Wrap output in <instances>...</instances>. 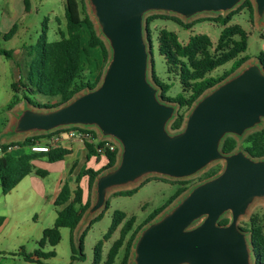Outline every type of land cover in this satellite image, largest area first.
<instances>
[{
	"label": "water",
	"instance_id": "95a60500",
	"mask_svg": "<svg viewBox=\"0 0 264 264\" xmlns=\"http://www.w3.org/2000/svg\"><path fill=\"white\" fill-rule=\"evenodd\" d=\"M87 1L108 43L99 83L56 107L32 108L25 103L6 135L82 126L117 142V162L96 177L95 200L78 229L102 210L111 189L151 174L183 179L224 160L216 175L192 186L140 229L131 250L132 264H254V247L238 220L256 198L264 197V159L239 148L227 153L220 145L226 135L241 138L264 118V68L260 63L241 66L203 93L187 112L182 128L170 132L167 126L177 108L160 97V89L148 78L150 46L144 38L148 12L188 19L230 11L241 0ZM254 3L259 22L264 0ZM226 213L229 221L219 223Z\"/></svg>",
	"mask_w": 264,
	"mask_h": 264
},
{
	"label": "trees",
	"instance_id": "16d2710c",
	"mask_svg": "<svg viewBox=\"0 0 264 264\" xmlns=\"http://www.w3.org/2000/svg\"><path fill=\"white\" fill-rule=\"evenodd\" d=\"M25 9L29 6V0H23ZM241 8L247 7L250 16L253 17V4L250 0H244ZM235 9L225 15L208 16L198 19L217 22L221 25L220 34L216 43L205 33L190 35L186 42L179 40L178 35L165 27L157 29L156 43L157 51L163 57L166 65V73L178 81L181 92L175 96H165L171 84L163 82L154 73L151 64V78L153 83L160 89V97L168 102L175 103L178 108L176 115L170 121L168 129L177 132L184 124L186 114L195 101L206 91L227 78L231 73L238 70L249 59L244 53L247 48L249 31L237 23H230ZM65 29H58V39L48 42L45 30L37 40V57L26 69L24 77L20 76L18 82H12L11 88L18 92V84L23 88V97L27 103L37 108H52L69 101L72 97L86 89H92L100 81L99 73L93 81H90L83 73L81 66L82 37L84 29L88 32L87 43L90 47L99 49L102 60L106 63L109 56L105 42L98 36L94 24L90 19L84 0H64ZM155 19H170L185 29H189L194 22H183L179 17L163 13H153L144 17V29L146 37L150 41V23ZM44 29V28H43ZM17 25L14 23L7 32H1L0 39L8 40L14 36ZM151 46V45H150ZM0 54L6 58H12L10 51L0 46ZM258 62L264 68V52L256 56ZM151 61V60H150ZM230 63V66L222 74H213L218 68ZM30 95H41L44 99H55V102L39 103L31 100L25 92ZM15 98V97H14ZM17 101H11L7 106L12 108ZM55 131L26 136L22 141L1 144L0 150V187L3 194L8 193L25 175L34 172L38 176H45L46 170L34 168L32 160L45 159L48 162L58 161L64 158L70 151L62 147H53L47 152H32L29 146L42 138L51 136ZM93 138L96 137L92 131ZM18 145L27 147L29 150L21 155H13L8 151L9 146ZM87 150L86 160L95 156L99 160L100 155L96 153L90 142H84ZM237 148L242 149L247 155L255 159H264V126L247 133L240 142L232 136L226 135L220 145L224 152H233ZM118 151L105 154V164L100 168L82 166L75 177V188L72 191L65 181L57 194L54 205L56 206V218L52 226L43 229L41 237L37 241L38 247L30 253L23 250L18 252L23 260L41 263L42 259L55 256L54 250L43 251L46 246L54 247L61 239V228L70 231L71 259H84L83 237L86 228L94 221L100 220L104 210L109 205L107 199L102 210L96 214L86 225L81 233L76 236L75 230L82 219L83 214L90 206V192L96 177L108 168L115 166ZM219 170L212 169L205 175V179L218 173ZM87 179V198L84 200L83 189L80 180ZM186 180H178L179 186L175 189L167 201L153 210L145 220L134 226L135 216H127L124 211L113 212L111 224L104 233L103 239L98 240L93 247L94 258L92 264L100 263V253L104 240L119 227L118 237L109 247L106 259L102 264H112L119 250L123 247V255L120 264H128L133 243L140 229L158 216L169 204L189 189ZM136 188L117 190L113 194H132ZM229 218L222 217L219 223L225 224ZM242 228V227H241ZM251 244L254 247V264H264V213L253 214L249 217L246 227Z\"/></svg>",
	"mask_w": 264,
	"mask_h": 264
},
{
	"label": "rangeland",
	"instance_id": "374dc122",
	"mask_svg": "<svg viewBox=\"0 0 264 264\" xmlns=\"http://www.w3.org/2000/svg\"><path fill=\"white\" fill-rule=\"evenodd\" d=\"M253 4V8L255 6L254 0H250ZM31 2V10L26 12L22 17H19V12H17V7L14 9L11 6V3L7 5L6 3L0 2V30L4 33L7 32L13 23H17L19 32L14 35L12 38L8 40L0 39V46L11 52L12 58H6L2 54H0V132L3 127L6 125L9 120L8 111L10 108H5V104H8L13 100L17 101V103L21 100H26L23 97V88L18 84V92H14L11 88L12 82H18L20 76L24 77L26 73V69L29 65L32 64L33 58L37 57V51L39 48L37 44V40L45 30L46 40L48 42L54 41L58 39L57 29L59 27L58 22L60 21L61 29H65V17H64V0H30ZM86 4L87 13L92 20L95 30L98 36L105 42L108 47V43L102 34L99 31V27L90 10V4L87 0H84ZM244 0H241L239 4H237L233 9H235V13L232 15L230 23H237L249 31L248 40H247V48L245 50V54L248 56V60L244 63L242 67L247 66L250 63H259L256 59V56L259 52H264V41L261 37V33H264V21L263 23H259L255 20V11L253 10V17L250 16L249 10L247 7L241 8V3ZM10 10L12 18H9V14L7 10ZM232 9V10H233ZM24 10V6H23ZM231 11V10H230ZM229 11L226 12H216V13H199L191 18H183L176 14L166 13L162 11H151L145 14V16L153 13H163L168 15H174L179 17L183 22H194V24L189 28L185 29L176 22L170 19H155L153 20L150 27V35L151 40L149 41L146 37V32L144 31V38L148 46H150V55L148 61V78L151 83H153L151 78V64L153 67V71L155 75L162 80L163 82L170 83L171 86L168 91L165 92V96H175L181 92V87L177 80L174 79L173 76L166 73V65L163 57L157 51V43H156V33L157 29L160 27H165L168 30L174 31L180 41L186 42L188 37L193 34L205 33L207 34L213 43H216L218 36L220 34L221 25L217 22L201 20L200 18L208 17V16H216V15H225ZM264 19V15H263ZM44 28V29H43ZM82 37V52H81V66L83 69V73L86 77L93 81L94 78L99 74L103 73L106 63L102 60L101 53L98 48L90 47L87 43L88 32L84 29ZM151 60V61H150ZM230 66V63L225 64L224 66L218 68L213 74H222L225 70H227ZM154 84V83H153ZM157 87V86H156ZM158 88V87H157ZM159 89V88H158ZM160 91V90H159ZM25 92V91H24ZM26 95L33 101L44 103V102H55V99H44L41 95H30L25 92ZM15 97V98H14ZM7 104V105H8ZM26 104L32 108L33 105H30L26 102ZM178 108L175 103H171ZM264 126V118L261 123L255 126L252 129L246 131V133L240 138L234 136L238 142L242 140V138L252 130L259 129ZM168 127V126H167ZM170 131V130H169ZM171 132V131H170ZM230 135V134H229ZM233 136V135H232ZM24 153L29 149L26 147H22ZM238 149V148H237ZM224 166V160L219 159L209 163L206 167L198 171L197 173L183 178V179H171L163 176L157 175H146L141 180L130 184L128 186L118 187L115 189H111L108 192L107 199L109 200L108 207L104 210L103 216L100 220L92 222L87 228L86 226L81 229L75 230V235L78 236L81 231L86 228L85 234L83 237V253L84 259L82 260H72L71 259V250H70V242L69 236L70 231L68 228H61V239L58 244L54 247L46 246L43 251L54 250L55 257H51L48 259H42L41 263L37 262H28L23 260L20 256L16 258H12L9 255H4L6 258L0 257V264H92L94 258L93 247L94 244L98 240L103 239L104 233L108 230L113 212L115 210L124 211L127 216L134 215L136 220L134 225L141 224L145 218L153 212L154 209L162 206L167 199L172 195L175 189L179 186L178 180H186L189 186V189L203 181L205 175L209 173L212 169L221 170ZM218 171V172H219ZM129 188H136V190L130 195L124 194H113V192L117 190H125ZM188 192V190L186 191ZM181 194L177 199H175L171 204H169L157 217H160L164 212H166L170 206L174 205L180 198H182L185 194ZM1 193V190H0ZM95 200V189L92 188L90 192V202L93 203ZM35 213L38 216H43L42 210L36 208L34 209ZM100 212V211H98ZM32 210L26 208L22 214V222L19 224V228H17L16 234L20 233L18 239L22 240L21 247H23V251L26 253L32 252L33 249L38 247L37 238H39L40 229L42 226L50 227L47 220V213L45 212L44 218L36 221L33 218ZM263 214L264 213V197L256 198L250 205L247 210L245 216H242L238 220V225L242 228L246 227L248 223L249 217L253 214ZM156 217V218H157ZM224 217H230L229 213L224 214ZM45 219V221H42ZM119 227L113 232V239L104 240L105 244L102 247L100 253V264L104 262L106 259V254L111 246L114 238L118 237ZM112 235V234H111ZM249 236V235H248ZM0 246L8 247L10 246L9 241H0ZM1 250V249H0ZM18 250V249H17ZM4 254V253H2ZM123 255V250H119L118 254L114 258L112 264H120L121 258Z\"/></svg>",
	"mask_w": 264,
	"mask_h": 264
},
{
	"label": "crops",
	"instance_id": "0c3cea01",
	"mask_svg": "<svg viewBox=\"0 0 264 264\" xmlns=\"http://www.w3.org/2000/svg\"><path fill=\"white\" fill-rule=\"evenodd\" d=\"M0 2L6 3L7 5L11 3L13 9L17 7V12H19V17H22L26 12H29L31 10L30 0L27 10L25 9L23 0H0ZM23 6H24V10H23ZM7 12L9 14L8 17L13 19L12 18L13 14L11 13V11L8 9ZM263 21L264 19L259 21V23H263ZM58 24H59L58 29H61L60 21L58 22ZM18 32L19 30L17 26V30L14 35H16ZM260 35L264 41V33H261ZM8 102L5 104L6 106L5 108H7ZM25 103L26 102H24V100H21L18 103H16L12 108L7 110L9 120L7 121L6 125L3 127L2 131L0 132V145L9 144L11 142L22 141L26 136H32L37 134V133H27V134L10 135V136L6 135V133L10 131L13 125L15 114L17 113L18 110H20L24 106ZM45 139L46 138H42L39 140V142H43L45 141ZM59 146L62 148H66L70 151L66 156H64L63 159L54 162H48L45 159H40V158L32 160V164L34 168L43 169L47 171V174L45 176H38L34 172H31L25 175L8 193L3 194L1 191L0 241L3 240L9 241L10 246L9 248L0 246L1 249L0 257L6 258L4 256L6 254L11 256L12 258H16L19 256L17 255V253L23 250V247H21L22 240L18 239L17 237L20 235V233L16 234V232H17V228H19V224L22 222V214L26 208L31 209L32 214L35 213L34 209L36 208H38L39 210L41 209L42 213L44 214L46 212L47 213L46 221H48L47 223L52 226L56 218V210H57L56 206L54 205V200L57 194L59 193L62 184L65 181H67L71 190L73 191L75 188V177L82 166L92 167L94 169H97L100 168L102 165H104L106 162L105 157L102 156H100L99 160L97 161L95 160V156H92L89 160H86L87 150L84 144L76 139H69L64 137L63 140L60 142V144H58V147ZM9 148L10 149H8V151H10L13 155L18 156L24 153L22 147L16 144L13 146H9ZM0 155H1V150H0ZM80 186L83 189V196L85 200L88 194L86 177H83L80 180ZM43 216L42 217L38 216L37 213H35L33 215V218L36 221H38L39 219L41 220V218H44ZM42 221H45V219H43ZM88 223H86L84 227ZM43 229H45V226H42L41 229L39 230L40 231V234L38 236L39 238L41 237ZM113 235L115 234L112 233V235L107 240L113 239L112 238ZM39 238H37L36 242L39 240ZM116 238H114V240ZM104 244L105 242L103 241L102 247L104 246ZM120 250H123V247ZM128 264H132V251L130 252Z\"/></svg>",
	"mask_w": 264,
	"mask_h": 264
},
{
	"label": "built area",
	"instance_id": "2783aa9c",
	"mask_svg": "<svg viewBox=\"0 0 264 264\" xmlns=\"http://www.w3.org/2000/svg\"><path fill=\"white\" fill-rule=\"evenodd\" d=\"M51 136L47 137L43 142H35L29 146L32 152H47L53 147H57L64 137L69 139H76L84 144L90 142L93 144L96 153L105 157L107 152L118 151L119 146L116 141L111 138H103L98 131L91 127L69 126L54 130ZM92 131H95L96 137L93 138ZM8 149H10L8 147Z\"/></svg>",
	"mask_w": 264,
	"mask_h": 264
}]
</instances>
